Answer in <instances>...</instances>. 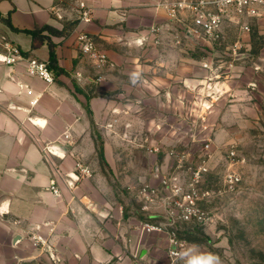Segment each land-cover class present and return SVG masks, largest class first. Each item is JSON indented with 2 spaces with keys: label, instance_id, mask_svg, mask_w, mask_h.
<instances>
[{
  "label": "crops",
  "instance_id": "0c3cea01",
  "mask_svg": "<svg viewBox=\"0 0 264 264\" xmlns=\"http://www.w3.org/2000/svg\"><path fill=\"white\" fill-rule=\"evenodd\" d=\"M176 1L0 0V264H52L28 239L38 227L54 228L49 243L62 264H169L166 238L145 233L141 218L106 196L97 143L112 165L113 144L125 137L174 140L182 136L186 109L237 107L227 102L233 93L209 84L180 52L212 45L208 40L189 36L174 47L173 36L163 33V43L154 45L151 29L169 25L168 7ZM82 33L108 54L110 67L100 71L83 55ZM9 45L48 63L55 81L29 75L26 61L3 62ZM55 143L67 149L63 157L47 151ZM77 162L90 176L70 179ZM143 174L145 186L160 187L151 168ZM174 264L216 263L187 247Z\"/></svg>",
  "mask_w": 264,
  "mask_h": 264
},
{
  "label": "rangeland",
  "instance_id": "374dc122",
  "mask_svg": "<svg viewBox=\"0 0 264 264\" xmlns=\"http://www.w3.org/2000/svg\"><path fill=\"white\" fill-rule=\"evenodd\" d=\"M259 12L253 19L224 23L215 45L180 51L208 75L209 84L233 93L227 102L236 108L186 109L179 116L182 136L174 140L125 137L113 144L112 165L97 143V169L110 186L106 196L120 203L125 215L141 218L140 226L162 227L158 234L168 246V232L174 231L186 248H201L216 264H264V7ZM147 168L160 187H152L146 202L140 191ZM233 173L241 177L235 184ZM183 207L194 209L198 219L180 218Z\"/></svg>",
  "mask_w": 264,
  "mask_h": 264
},
{
  "label": "built area",
  "instance_id": "2783aa9c",
  "mask_svg": "<svg viewBox=\"0 0 264 264\" xmlns=\"http://www.w3.org/2000/svg\"><path fill=\"white\" fill-rule=\"evenodd\" d=\"M81 7L85 9L81 14L82 18L85 21H90V11L86 9L84 4H81ZM262 7H264V0H178L168 7L169 25L167 24L166 27L163 25L152 27L151 32L154 35L153 43L154 45H161L163 43V33H166L167 36H173V39L169 43L174 47L181 46L184 39H187L189 36L204 38L212 45H215L222 39L224 23L227 21L241 22L245 19L256 18L260 16L259 9ZM243 28L245 31L249 30L248 26H244ZM79 40L82 44L81 50L83 55L98 70L102 71L111 66L108 54L100 50L91 37L86 33H82L79 36ZM6 49L9 55L2 60L3 62L15 64L26 61L29 75L40 78L48 84L55 81L54 74L50 70L48 63L35 57L27 56L17 46L9 45ZM204 67L210 68L208 64H205ZM65 138L70 143L69 135H65ZM47 151L49 152L48 148ZM231 156H235V151L231 152ZM75 171L82 176H90L89 168L81 162L75 164ZM229 178L233 184L241 180V177L234 173ZM51 190L53 193L60 195V190L56 184L53 183L51 185ZM154 192V188L146 185L142 188L140 194L144 199H147V202L150 201L149 196L153 195ZM144 209H149V206L145 205ZM182 212L183 214L180 218L187 222L198 219L197 212L194 209L183 207ZM143 227L145 233H161L164 231L162 227L150 225L149 223H144ZM53 233L54 228H49L48 231L44 232L38 227L34 233L29 235L28 239L33 248L39 252L40 256L47 254L52 264H62L61 259L53 252L52 246L49 243V239ZM168 234V259L169 264H174L182 257L186 246L177 238L174 231L168 232Z\"/></svg>",
  "mask_w": 264,
  "mask_h": 264
},
{
  "label": "water",
  "instance_id": "95a60500",
  "mask_svg": "<svg viewBox=\"0 0 264 264\" xmlns=\"http://www.w3.org/2000/svg\"><path fill=\"white\" fill-rule=\"evenodd\" d=\"M48 150L53 155L59 156V157H63L64 154H66V152H67V149L59 143H55V144L49 146ZM69 177H70V179L77 180L80 178V175L76 172V173L70 174Z\"/></svg>",
  "mask_w": 264,
  "mask_h": 264
}]
</instances>
